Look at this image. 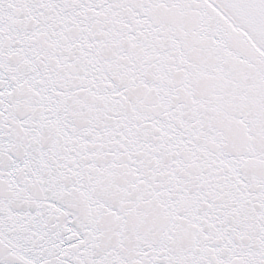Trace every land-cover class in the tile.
I'll list each match as a JSON object with an SVG mask.
<instances>
[{"label":"snow or ice","instance_id":"obj_1","mask_svg":"<svg viewBox=\"0 0 264 264\" xmlns=\"http://www.w3.org/2000/svg\"><path fill=\"white\" fill-rule=\"evenodd\" d=\"M0 264H264V0H0Z\"/></svg>","mask_w":264,"mask_h":264}]
</instances>
